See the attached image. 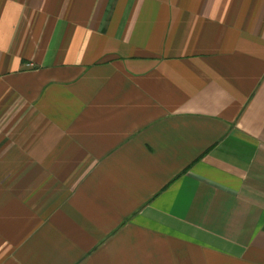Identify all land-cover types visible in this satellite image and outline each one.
Listing matches in <instances>:
<instances>
[{
    "label": "crops",
    "instance_id": "1",
    "mask_svg": "<svg viewBox=\"0 0 264 264\" xmlns=\"http://www.w3.org/2000/svg\"><path fill=\"white\" fill-rule=\"evenodd\" d=\"M0 264H264V0H0Z\"/></svg>",
    "mask_w": 264,
    "mask_h": 264
}]
</instances>
